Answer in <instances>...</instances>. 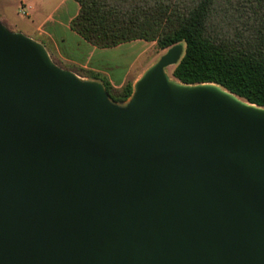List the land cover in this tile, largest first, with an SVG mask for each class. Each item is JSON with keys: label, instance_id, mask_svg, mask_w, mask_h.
<instances>
[{"label": "water", "instance_id": "95a60500", "mask_svg": "<svg viewBox=\"0 0 264 264\" xmlns=\"http://www.w3.org/2000/svg\"><path fill=\"white\" fill-rule=\"evenodd\" d=\"M183 52L120 105L0 19V264H264V107Z\"/></svg>", "mask_w": 264, "mask_h": 264}, {"label": "trees", "instance_id": "16d2710c", "mask_svg": "<svg viewBox=\"0 0 264 264\" xmlns=\"http://www.w3.org/2000/svg\"><path fill=\"white\" fill-rule=\"evenodd\" d=\"M75 1L80 9L71 29L91 44L110 48L142 39L168 49L181 43L184 52L172 77L215 83L264 107V0ZM83 72L103 83L114 102L133 93L132 82L115 88L106 76Z\"/></svg>", "mask_w": 264, "mask_h": 264}, {"label": "crops", "instance_id": "0c3cea01", "mask_svg": "<svg viewBox=\"0 0 264 264\" xmlns=\"http://www.w3.org/2000/svg\"><path fill=\"white\" fill-rule=\"evenodd\" d=\"M21 1L26 7L28 0ZM35 2L32 1V6L30 4L31 11H26V17H11L7 10L0 8V18L11 17V26L41 42L52 58L62 59L69 66L100 73L115 88H121L128 82L134 85L141 76L136 61L146 47L142 43L136 46V41L142 39L99 48L71 29L70 22L80 9L78 2L59 0L55 5H50L51 0H39L41 4ZM41 6L49 8L40 11Z\"/></svg>", "mask_w": 264, "mask_h": 264}, {"label": "rangeland", "instance_id": "374dc122", "mask_svg": "<svg viewBox=\"0 0 264 264\" xmlns=\"http://www.w3.org/2000/svg\"><path fill=\"white\" fill-rule=\"evenodd\" d=\"M32 1H34V0H28V4L25 7L21 0H0V8L1 9L4 8L5 10H7V12L10 13L11 17L13 16L15 18L18 17L19 19H21L20 17H26V11H28V12L31 11L30 7L32 6V4H31ZM58 1L59 0H51V4L50 5H55ZM35 3L39 4L40 2H39V0H36ZM30 4H31V6H30ZM47 8H49V7L41 6L40 7V9H41L40 11H42V9L45 10ZM37 9H38V7H37ZM10 18H0V19L10 29H12L14 31H19V30L14 29L11 26V22H10L11 19ZM136 43H134V45L136 44V46H138V45H140L142 43V45H144L146 47V49L143 50V51H145L144 54L140 55V57L136 61V66L139 68V71H140V73L142 75L143 72L149 66H151L154 62H156L160 58V56L166 52L167 49L159 48L156 41H149V42L145 41L144 42V40L143 41L140 40V41H136ZM184 47H185V45H184ZM53 59H55L54 61H56L60 66L68 68L69 65H67L62 59H58V58H53ZM69 67H73L74 68L75 66H69ZM82 70L83 71H87V69H84V68L81 67L79 70H76L77 71L76 73L79 74L80 76H82L84 79L95 80V79H92V78L88 77L87 74H85ZM172 70H173V66L169 67L167 69V72L170 74V73H172ZM134 79H135V77H134ZM133 88H134V86H133ZM128 100L125 101V102H116V103L120 104V105H124V104H126L128 102Z\"/></svg>", "mask_w": 264, "mask_h": 264}, {"label": "bare ground", "instance_id": "6f19581e", "mask_svg": "<svg viewBox=\"0 0 264 264\" xmlns=\"http://www.w3.org/2000/svg\"><path fill=\"white\" fill-rule=\"evenodd\" d=\"M170 75H171V73H170ZM171 77H172V75H171Z\"/></svg>", "mask_w": 264, "mask_h": 264}]
</instances>
